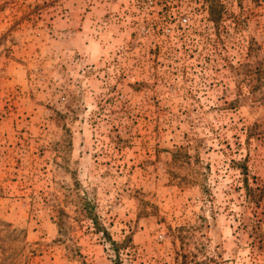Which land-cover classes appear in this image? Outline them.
Here are the masks:
<instances>
[{"label": "rangeland", "instance_id": "1", "mask_svg": "<svg viewBox=\"0 0 264 264\" xmlns=\"http://www.w3.org/2000/svg\"><path fill=\"white\" fill-rule=\"evenodd\" d=\"M241 163L264 0H0V264H264Z\"/></svg>", "mask_w": 264, "mask_h": 264}, {"label": "trees", "instance_id": "2", "mask_svg": "<svg viewBox=\"0 0 264 264\" xmlns=\"http://www.w3.org/2000/svg\"><path fill=\"white\" fill-rule=\"evenodd\" d=\"M240 166H241L242 174L244 176L242 181H243V187L245 189L246 199L250 203H253L255 205H260L262 201H264V183H262L261 185L255 184L254 182L251 183L248 178L246 165L244 163H241ZM82 209L85 217H87L93 224L95 231L101 233V236L111 245V248L114 250L116 254L115 264H120L118 257V249L121 246V244L113 240L109 232L107 231L106 227L103 224H101L99 217L95 212L94 204L91 201L84 199L82 203ZM258 221L261 223L264 222V219H259ZM58 223H64L62 217H59ZM260 242H264V239H262V241ZM260 244L261 247H264V243H260Z\"/></svg>", "mask_w": 264, "mask_h": 264}]
</instances>
